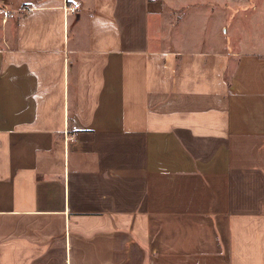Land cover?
Instances as JSON below:
<instances>
[{
	"label": "crops",
	"instance_id": "1",
	"mask_svg": "<svg viewBox=\"0 0 264 264\" xmlns=\"http://www.w3.org/2000/svg\"><path fill=\"white\" fill-rule=\"evenodd\" d=\"M0 1V264H264V0Z\"/></svg>",
	"mask_w": 264,
	"mask_h": 264
},
{
	"label": "rangeland",
	"instance_id": "2",
	"mask_svg": "<svg viewBox=\"0 0 264 264\" xmlns=\"http://www.w3.org/2000/svg\"><path fill=\"white\" fill-rule=\"evenodd\" d=\"M2 7H4V3L2 2V1H0V37H1V34H2V30H3V28H2V23H3V14H5L4 13V11L2 10Z\"/></svg>",
	"mask_w": 264,
	"mask_h": 264
},
{
	"label": "built area",
	"instance_id": "3",
	"mask_svg": "<svg viewBox=\"0 0 264 264\" xmlns=\"http://www.w3.org/2000/svg\"><path fill=\"white\" fill-rule=\"evenodd\" d=\"M69 8L72 9V6H69ZM23 9H26V7H23ZM70 9H69V10H70ZM66 10H67V7H66Z\"/></svg>",
	"mask_w": 264,
	"mask_h": 264
}]
</instances>
